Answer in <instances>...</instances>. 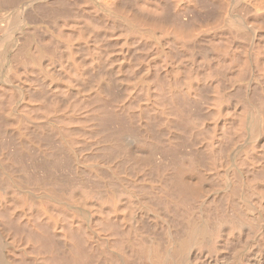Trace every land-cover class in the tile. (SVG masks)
Instances as JSON below:
<instances>
[{
	"label": "bare ground",
	"instance_id": "obj_1",
	"mask_svg": "<svg viewBox=\"0 0 264 264\" xmlns=\"http://www.w3.org/2000/svg\"><path fill=\"white\" fill-rule=\"evenodd\" d=\"M0 264H264V0H0Z\"/></svg>",
	"mask_w": 264,
	"mask_h": 264
},
{
	"label": "rangeland",
	"instance_id": "obj_2",
	"mask_svg": "<svg viewBox=\"0 0 264 264\" xmlns=\"http://www.w3.org/2000/svg\"><path fill=\"white\" fill-rule=\"evenodd\" d=\"M201 99H202V98H201ZM202 100H204V99H202ZM198 102H199V101H198ZM198 102H195V103H197V105H196L194 102H192V103H194V106L196 105L197 107H196V106L194 107L192 104H190V105H192L191 108H193V110H192V111L190 110L189 112H190L192 115L195 114L194 117H195V116L197 117V115L199 114L198 112H201V111L197 110V109L199 108V106H200V102H199V105H198ZM201 103H202V102H201ZM194 109H195V110H194ZM193 111H194V112H193ZM195 112H196V113H195ZM196 114H197V115H196ZM199 116H200V114H199ZM199 116H198V117H199ZM198 117H197V118H198Z\"/></svg>",
	"mask_w": 264,
	"mask_h": 264
}]
</instances>
